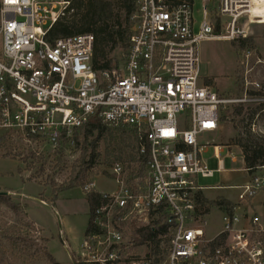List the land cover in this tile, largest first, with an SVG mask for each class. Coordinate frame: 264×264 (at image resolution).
I'll list each match as a JSON object with an SVG mask.
<instances>
[{
  "label": "built area",
  "instance_id": "built-area-1",
  "mask_svg": "<svg viewBox=\"0 0 264 264\" xmlns=\"http://www.w3.org/2000/svg\"><path fill=\"white\" fill-rule=\"evenodd\" d=\"M201 1L202 22L194 32V0H136L124 64L96 71L92 34L53 44L46 40L68 2L0 0V132L24 135L53 149L60 142L71 147L74 132L95 119L133 132L137 141L141 185L138 177L129 181L120 162L114 163L107 178L116 189L98 192L92 229L74 264H264V200L259 211L253 208L264 191V165L238 187L231 212L217 203L222 229L211 237L204 232L211 209L201 203L203 191L217 187L198 184L223 171L220 159L216 170L206 166L203 155L211 144H202V136L218 130L220 111L227 105L264 108V92L245 77L241 98H221L199 84L197 55L200 40L245 39L247 24L259 22L254 13L263 3L217 0L216 30L207 11L211 0ZM249 56L245 53V68ZM213 150L221 148L213 144ZM92 189L94 182L82 191ZM127 227L132 233L163 228L155 239L162 247L157 263L134 252Z\"/></svg>",
  "mask_w": 264,
  "mask_h": 264
},
{
  "label": "rangeland",
  "instance_id": "rangeland-1",
  "mask_svg": "<svg viewBox=\"0 0 264 264\" xmlns=\"http://www.w3.org/2000/svg\"><path fill=\"white\" fill-rule=\"evenodd\" d=\"M108 1L113 5L115 23H121L124 27L122 0ZM262 3L260 10L254 13V18L259 19V22L248 23L245 29L246 38L253 39V44H247L242 50L236 51L231 41L223 39H205L197 44L199 84L212 88L221 98L235 100L241 98L245 91V77L249 83L260 84L264 92V0ZM216 6L217 0H211L207 11L211 13V20L217 30L220 20ZM193 11L194 32H197L202 22L201 0H194ZM259 11L261 12L258 13ZM70 14L71 12L64 16L71 19ZM244 21L241 20L239 25H243ZM216 34H220L219 31H215ZM239 41L241 40L235 41L237 45ZM245 53L250 54L247 68L242 66ZM125 55L123 48H117L108 52L105 60L111 61L112 69H119L124 64ZM247 71L245 76L244 73ZM247 89L251 91L252 87L248 86ZM236 108L239 109V114L235 113ZM122 130L129 137L134 136L133 132ZM248 137L256 140V143H264L262 106H225L220 111L218 130L201 138L202 144H211L203 155L208 169L216 170L219 159L223 165V171L214 173L212 178L199 179L198 183L200 187H217L203 191L207 196L203 195L201 205L205 209H211V214L205 218L204 232L208 237L222 229V213L214 209L217 203L221 199H226L236 205L238 187L250 179V174L244 170L242 153L237 146L239 140ZM213 144L220 146L221 150L215 152ZM62 149L61 164L59 168H53L57 157L55 149L41 141L27 140L24 135L0 132V193H9L11 201L25 210L13 212L8 206L0 203V264H49L47 255H51L59 264H74L78 258L89 223V205L81 187L62 191L56 198L53 196L52 184L58 188L64 182L68 184L69 179H73L78 172V164L75 165L76 172L72 173V170L79 152H73L67 144L62 145ZM97 152L99 159L90 170L97 173L93 182L97 191H113L116 184L111 178H107L112 166H106L104 163L101 142ZM230 152L235 162H232ZM32 154L42 157L46 165L42 168L41 163H36L28 169ZM116 162L123 164L122 161ZM134 163L129 164L125 174L129 181L130 178L138 177L137 185L140 186L143 171L141 168V171L135 172L138 166ZM255 198L263 201L264 191ZM256 209L260 210L259 207ZM236 210L239 212L237 207ZM31 221L42 230L33 226ZM127 237L133 241L136 239L128 227ZM160 248L162 249L161 246ZM134 252L141 256L147 253L144 247H135Z\"/></svg>",
  "mask_w": 264,
  "mask_h": 264
},
{
  "label": "trees",
  "instance_id": "trees-1",
  "mask_svg": "<svg viewBox=\"0 0 264 264\" xmlns=\"http://www.w3.org/2000/svg\"><path fill=\"white\" fill-rule=\"evenodd\" d=\"M68 2L63 15L58 21L49 29L46 40L53 44L57 39L64 37L77 36L82 34H92L94 36L93 58L92 63L96 71H102L111 68V61H106L107 53L117 48H123L127 52V43L130 35L134 29V22L132 18L135 14L136 0H122L121 8L124 13V27L121 23H115V16L113 5L108 0H64ZM70 18L64 16L70 13ZM78 16V17H77ZM231 44L236 51L242 50L247 44H253V39L245 38L239 41V45L235 41ZM107 50V52H106ZM207 84V83H206ZM209 84V81H208ZM207 84V85H208ZM236 114H239V109L236 108ZM254 137V136H253ZM74 144L71 146L73 152H79V157L73 166L72 173L76 172L75 165L78 164V172L73 179H69V183L64 182L59 188L52 184V193L54 198L62 191L83 188L87 184L93 183V179L97 173L90 172L91 168L99 159V143L103 144L104 150V163L106 166H113L114 162L122 161L124 170L129 168L131 162H135L138 168L135 172L141 171L142 161L137 162V156L134 153L137 141L129 137L120 128H110L100 121L91 119L77 129L73 134ZM256 140L248 137L239 140L237 143L238 148L241 150L245 169L248 173H252L255 168L264 165V143H256ZM65 142H60L55 149L57 157L53 168H59L62 159V145ZM31 164L28 169H31L34 164L41 163L42 168L46 165L42 157L32 154L30 156ZM24 162V161H23ZM134 163V164H135ZM76 167V168H77ZM86 201L89 205V223L85 236L92 229L91 217L94 208L100 202L101 196L96 189H92L89 193H85ZM0 203L8 206L13 212H22V208L18 204L11 201L9 195L0 193ZM220 203L231 212L233 205L221 199ZM25 207V206H24ZM26 208V207H25ZM25 211V210H24ZM163 232V228L152 231L151 228L134 229L133 234L136 235L135 246L144 247L147 251L146 257L154 259V263L158 260L155 258L160 253L159 244L155 241L158 234ZM149 241V243H147ZM49 264H59L51 256L47 255ZM76 261V260H75Z\"/></svg>",
  "mask_w": 264,
  "mask_h": 264
},
{
  "label": "crops",
  "instance_id": "crops-1",
  "mask_svg": "<svg viewBox=\"0 0 264 264\" xmlns=\"http://www.w3.org/2000/svg\"><path fill=\"white\" fill-rule=\"evenodd\" d=\"M261 11H259L258 13H260ZM242 157V156H241ZM243 159V158H242ZM245 167V166H244ZM244 170H245V172H247L246 171V169L244 168ZM248 173V172H247ZM248 174H250V173H248ZM94 187H95V189L97 190V188H96V186H95V183H94ZM99 193H105V192H101V191H98ZM203 194L205 195V196H207L204 192H203ZM226 200V199H225ZM261 202V200L258 198V199H254V201H253V208L254 209H256V207L258 208L259 207V203ZM31 223L33 224V226H35L36 228H38V229H40V230H42L37 224H35L33 221H31ZM43 234V233H42Z\"/></svg>",
  "mask_w": 264,
  "mask_h": 264
},
{
  "label": "water",
  "instance_id": "water-1",
  "mask_svg": "<svg viewBox=\"0 0 264 264\" xmlns=\"http://www.w3.org/2000/svg\"><path fill=\"white\" fill-rule=\"evenodd\" d=\"M5 195H9V193H5Z\"/></svg>",
  "mask_w": 264,
  "mask_h": 264
},
{
  "label": "bare ground",
  "instance_id": "bare-ground-1",
  "mask_svg": "<svg viewBox=\"0 0 264 264\" xmlns=\"http://www.w3.org/2000/svg\"><path fill=\"white\" fill-rule=\"evenodd\" d=\"M260 10V9H259ZM256 11V10H255ZM258 11V10H257Z\"/></svg>",
  "mask_w": 264,
  "mask_h": 264
}]
</instances>
